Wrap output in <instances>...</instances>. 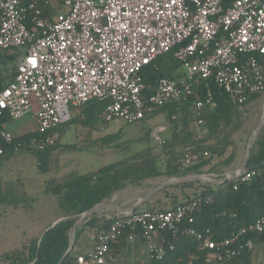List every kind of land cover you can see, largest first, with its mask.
<instances>
[{"label": "built area", "instance_id": "built-area-1", "mask_svg": "<svg viewBox=\"0 0 264 264\" xmlns=\"http://www.w3.org/2000/svg\"><path fill=\"white\" fill-rule=\"evenodd\" d=\"M0 50L16 55L13 78L0 88V157L8 145L15 153L43 152L56 144L52 131L71 120V106L92 99L105 102L100 119L106 124H132L196 95L193 85L201 78L214 81L238 107L263 93L264 0H0ZM170 50L185 76L160 77L143 94L140 70ZM212 105L208 90L192 102L197 126ZM31 111L38 135L14 142L1 120L13 122ZM159 132L153 131L156 140ZM234 174L223 178L236 188L264 176V165ZM212 202V195L199 194L164 210L109 213L108 226L91 234L92 246L76 254L74 264L104 263L110 245L123 236L140 238L148 260L160 259L163 231L193 236L212 264H230L253 248L247 234L264 233V215L220 239L209 229L183 225ZM196 258L188 253L184 264Z\"/></svg>", "mask_w": 264, "mask_h": 264}, {"label": "trees", "instance_id": "trees-1", "mask_svg": "<svg viewBox=\"0 0 264 264\" xmlns=\"http://www.w3.org/2000/svg\"><path fill=\"white\" fill-rule=\"evenodd\" d=\"M223 2L226 5L229 0H223ZM49 12L50 9L47 8L46 14ZM15 58V53H10L0 58V62L12 63L15 61ZM13 75L14 72L10 74L8 81L13 78ZM140 75L145 85L143 94L146 95L152 92L158 78L169 77L180 79L185 75V72L181 64L174 60L172 50H170L158 55L151 63L145 65L140 70ZM6 83L0 77V88ZM193 87L197 91L196 95H192L188 100L168 104L156 112L163 113L166 120L172 123L173 126L178 125V121L172 118L173 115L179 112L186 114V117L180 122L181 128L186 132L185 138H181L180 140L182 143L181 149L177 153L174 150L167 152L168 156L163 167L160 166L159 160L156 157L151 159L145 157L140 162L129 165L122 162H112L96 170L73 176L69 175L63 181H57L54 178L47 180L42 192L55 197V214L61 215L63 218L43 232L38 244L32 246L25 257L23 249L13 251L14 253L6 252L4 253V257L15 262L18 261L17 264H29L32 261L33 264H57L67 249L68 231L78 216L94 204L105 200L112 192L124 188L127 182L137 184L150 177L164 176L171 178L174 176H184L188 173H200L201 169L208 165L209 171L220 172L219 166H229L235 158L234 154H231L228 159H224L221 163H212V155L206 158L200 156L198 161L191 164L181 161V158L187 155L186 153H196L198 152V148L202 146L203 139L197 138L191 128H189L192 123V102L197 97H204L208 90L211 92L212 100L215 103L205 116V126L208 128L209 135L215 134L220 124L230 123L235 112L228 95L214 81L201 78L198 85H193ZM257 95L250 96L248 101ZM104 106L105 102L95 99L89 100L81 106H71V113L74 108H81L84 120H77L72 116L68 123L76 120L82 123L98 120ZM1 121L7 124L9 119L3 118ZM37 135L34 130L29 129L20 134H13V141L17 142ZM163 138L165 139V136ZM172 138L177 139L178 137L173 133ZM168 140L169 138L163 140L164 146L167 145L166 142ZM55 146L56 144L51 149L43 152H32L36 154L39 160L37 165L39 170H46V156ZM17 153L13 151L11 146H5V153L0 157V165ZM262 165H264V128L252 146L247 160L248 167L252 168ZM224 174L220 172L219 175L223 177ZM192 184L193 182H185L173 185L191 186ZM234 184L235 182L232 180H225L216 188H212L209 184H204V189L199 194L212 195L213 202L200 207L193 214V221L188 223L185 220L183 225L192 226L197 230L209 229L215 239H220L230 235L238 227L247 225L257 217L264 215V176L256 177L250 182H238L236 188H233ZM15 195L13 192L0 191V201L6 198L9 204H21L26 210L29 209L31 203L34 201L30 200L27 196L19 199L20 196ZM177 203L179 202L173 200L168 206L159 204L149 206L146 209L153 211L164 210ZM135 210L139 209L136 208ZM110 221L111 219L107 217V214L99 215V213H94L86 217L76 227L75 244L85 227H89L94 232L100 228L107 227ZM246 236L251 238L253 242H264V233L260 235L247 234ZM158 238L163 239L164 253L160 259L148 260L146 264H184L188 253L197 254V258L192 264H212L211 261L207 260L211 253L206 250L197 251V241L193 236L178 235L175 238L169 232L163 231L159 234ZM251 252L252 250H245L230 264H250ZM74 258L75 254L72 250L60 264H74Z\"/></svg>", "mask_w": 264, "mask_h": 264}, {"label": "rangeland", "instance_id": "rangeland-1", "mask_svg": "<svg viewBox=\"0 0 264 264\" xmlns=\"http://www.w3.org/2000/svg\"><path fill=\"white\" fill-rule=\"evenodd\" d=\"M60 9H63V7L60 6ZM10 53L9 51L0 50V58ZM14 69L15 61L12 63L0 62V77L5 82L8 81ZM263 103L264 92L236 112L230 123L220 124L217 132L213 135H209L208 128L205 125L200 127L192 122L189 128L197 138L203 139L202 146L198 148L196 153H186L187 155L181 158V161L184 162L186 158L192 156L188 162H184L191 164L198 161L200 156L206 158L212 155V163H221L224 159H228L231 154L237 155L240 160L243 157L247 141L251 138L255 127L260 121ZM78 109L80 112L81 108ZM80 114L82 113L78 115ZM185 117L186 114L183 112L173 115L172 118L178 121L177 126H173L172 123L167 121L165 115L161 112L148 117L144 121L132 124H125L119 120H113L106 124L102 119L87 123L73 121L59 132L57 147L46 156L47 166L45 171L38 169L39 160L36 154L32 152L21 151L4 161L0 165V191L13 192L16 194L15 196H20L19 199L27 196L30 200H48L46 209L52 210L55 205V197L42 192L45 182L51 178L63 181L69 175L73 176L96 170L112 162H122L129 165L138 163L145 157L149 159L156 157L160 166L163 167L168 156L167 152L174 150L177 153L181 149L182 143L180 140L185 138L186 132L181 128L180 122ZM14 122L20 128L11 126L12 133L18 134L22 129H25V117ZM31 125L35 127V123ZM28 126L30 125L28 124ZM156 128H163L161 134L159 133L162 140L169 138L166 146H164L162 140L155 139L153 131ZM263 128L264 125L261 133ZM173 133L177 135V139L172 138ZM163 136H165V139ZM184 150L186 149L184 148ZM218 168L221 170L220 172H223L227 170L228 166H219ZM139 186L141 190L145 188L141 183L131 184L127 182L125 188L112 192L104 201L129 206L135 202L139 194L137 190ZM137 208L140 210L147 208V206L142 204ZM110 212L105 210L99 212V215L109 214ZM28 215L34 216L35 212H30ZM253 247L255 254L252 264L264 263V242L255 244ZM6 250H9V248L0 246V253ZM4 253L0 254V264L18 263V261L15 262L4 257ZM23 254L25 257L26 253L23 252Z\"/></svg>", "mask_w": 264, "mask_h": 264}, {"label": "crops", "instance_id": "crops-1", "mask_svg": "<svg viewBox=\"0 0 264 264\" xmlns=\"http://www.w3.org/2000/svg\"><path fill=\"white\" fill-rule=\"evenodd\" d=\"M183 70L186 74V71L184 68ZM260 94L261 93H259L256 97H258ZM256 97L247 101L241 107L233 105L234 111H235L234 114L240 111L243 107L247 106L249 103H251V101L256 99ZM214 105L210 106L206 110L204 118L207 112ZM156 112L154 114H156ZM79 113H81V110L79 112L78 108H74L72 110V116L75 117L77 120L82 121L84 116L83 114L78 115ZM97 121H99V119L96 120V122ZM77 122L79 123V121ZM192 122L195 124L193 113H192ZM32 123L33 125L35 123L34 117H33V111L29 112L25 116V124H24L25 129H22L20 133L26 130H29V129L33 130L34 126L31 125ZM28 124L30 126H28ZM68 124L61 125L57 127L55 130H53V134L56 136L57 141H56V146L51 150V152L57 147L59 143V140H58L59 132H61ZM6 125L10 131H11V126L15 128L16 127L20 128L17 124H15L14 121L13 122L9 121L7 122ZM203 125H205V121ZM162 129L160 128V132ZM161 140L162 139L160 137L159 141ZM238 158L239 157L235 155L234 160L230 163L227 170L223 171V173L225 174L234 173L239 167L243 159V157L240 160ZM208 168H209V165L203 167L200 173H188L187 175L207 174L208 176L207 179L209 181L211 180L210 182L190 180V181H181V182L173 183V184H180V183H185V182H193L191 186H179V185H173V184L167 185L161 188L160 190H158L157 192H155L154 194H152L143 204H146L147 207L156 206L159 204L168 206V204H170V202H172L173 200H175V202H182V201L190 199L196 194H199L200 191L204 189V184H209L212 186V188H216L219 184L223 183L220 181L223 177L219 175L220 172L209 171ZM187 175H184V176H187ZM174 177H180V176H174ZM174 177H171V178H174ZM168 179L170 178L159 176V177H150V178L142 180L140 183L143 184L145 188L141 190L140 186L137 187V190L139 191L138 196L146 193L152 187L162 182H165ZM47 202L48 200H34L31 203V206L29 207V209L26 210L21 204L20 205L19 204L18 205L9 204L8 200L0 201V246H5L9 248V250L3 251L0 254L4 252L16 251L20 249H23V251L28 254L30 251V248L38 244V242L40 241L43 235V232L47 228L53 226L55 223H57L59 220L63 218L61 215L55 214V205L52 208V210L51 209L47 210L46 209ZM19 211H22V212H19ZM33 211L35 212V215L29 216L28 213L33 212ZM110 213H114V212H110ZM92 233L93 231H91L89 227H85L84 231L81 233L80 237L78 238L77 243L73 246L72 250L75 255L84 252L85 250L89 249L92 246V242L90 240V236ZM253 243H254L253 244L254 246L255 244H258L260 242H253ZM251 250L252 252H251V258H250V264H252V259L255 254L254 247ZM147 261H148V258L146 254V247L143 241L140 238L129 240L126 236H123L116 243L112 244L109 250V254L105 262L102 264H146ZM30 264H33V261L30 262Z\"/></svg>", "mask_w": 264, "mask_h": 264}, {"label": "water", "instance_id": "water-1", "mask_svg": "<svg viewBox=\"0 0 264 264\" xmlns=\"http://www.w3.org/2000/svg\"><path fill=\"white\" fill-rule=\"evenodd\" d=\"M263 125H264V103H263L262 115H261L260 121L257 124V126L255 127L251 138L246 143L242 162L240 163V165L237 168V170L234 172L235 174L242 173L248 168L247 160H248V157H249V152H250L252 146L255 144L256 140L259 138ZM207 178H208L207 174H194V175H187V176H180V177L170 178V179L166 180L165 182H162V183L152 187L146 193L137 196L136 199H135V202L132 205L128 206V207H126L123 204H115V203H112V202H109V201H104V200L99 202V203L94 204L92 207H90L89 209H87L84 212H82L78 216L76 221L73 223V225L70 227V229L68 231V246H67V249L63 253V255L61 256V258L58 260L57 264H60L63 261V259L72 251L73 246L75 244V230H76V227L86 217L90 216L91 214L103 212L105 210H109V211L114 212V213L130 212V211L135 210L138 206L142 205L152 194H154L155 192H157L158 190H160L161 188H163V187H165L167 185H170V184H173V183H177V182H181V181H190V180H192V181L210 182L211 180L209 181ZM225 180H226L225 178H222L220 181L224 182Z\"/></svg>", "mask_w": 264, "mask_h": 264}]
</instances>
